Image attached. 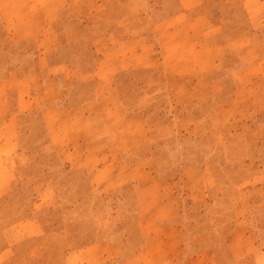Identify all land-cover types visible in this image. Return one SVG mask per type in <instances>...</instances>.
I'll list each match as a JSON object with an SVG mask.
<instances>
[{
    "label": "rangeland",
    "instance_id": "rangeland-1",
    "mask_svg": "<svg viewBox=\"0 0 264 264\" xmlns=\"http://www.w3.org/2000/svg\"><path fill=\"white\" fill-rule=\"evenodd\" d=\"M183 5L113 0L84 17L64 9L50 26L59 45L42 66L23 31L13 42L0 20V109L14 112L0 122V264H187L199 255L264 264V0ZM193 16L211 24L214 50L188 92L177 79L168 84L176 67L165 63L155 30ZM141 34L155 55L149 66L116 69L110 53L104 61L113 73L107 107L116 103H104L91 128L110 144L97 147L109 167L92 178L87 166L64 164L43 146L50 114L95 99L92 82L55 75V98H34L23 110L15 109L16 79L40 81L48 62L88 74L95 39ZM114 52L120 59L125 46Z\"/></svg>",
    "mask_w": 264,
    "mask_h": 264
},
{
    "label": "crops",
    "instance_id": "crops-1",
    "mask_svg": "<svg viewBox=\"0 0 264 264\" xmlns=\"http://www.w3.org/2000/svg\"><path fill=\"white\" fill-rule=\"evenodd\" d=\"M111 1L113 0H0V20L9 26L10 38L13 42L21 40V38H15V34L23 31L19 34H24L22 37L24 40L31 41L36 56L35 64L42 66L43 58L59 45L50 26L51 22L59 17L64 9H70L78 17H84L93 11L104 8ZM181 1L183 6L191 8L201 0ZM177 20L155 30L162 50L167 51L164 55L165 63L176 67L171 73L167 70V82L171 86L172 79H177L180 84L190 88L188 92L195 91L205 67L211 66L213 62L214 31L211 24L203 19V16ZM20 26H23L22 30H20ZM164 38H167V41H164ZM123 45L126 53L119 59L114 51ZM94 46L99 53L91 73L84 74L81 70L69 68L60 62H48L45 66L47 75L43 76L40 81L36 75L17 78L16 81L22 83V86L15 87L17 99V108L15 109L31 110L35 106L34 98H39L42 101L55 98L56 91L53 86L55 75L63 74V80L70 81L71 84L91 81L93 96L95 95L96 98L85 100L80 106L71 107L68 105L64 109L57 110L56 113L52 112L49 117L50 140L43 146L47 151H56L59 160L64 164L87 166L89 175L97 179L102 178L104 170L109 167V161L103 157V150L96 154L97 147L102 148L110 144L99 142L94 134L96 129L92 130L91 128L96 126L98 114L102 113L101 106L105 103V109H115L116 103V100L113 99L111 107L109 108V105L107 107V98L109 97V100L112 98L110 76L113 73L109 71L111 74L108 75V71H106L108 66H105L104 61L110 53L116 69L124 61H127L128 66L132 68H145L154 62L155 55L148 38L143 34L127 39L104 35L95 39ZM105 83L107 86L102 91L101 86H104ZM97 105L99 109H95L94 106ZM13 114L11 107L0 109V122L3 121L7 125L9 122L6 120H10ZM3 145L6 148L5 143L0 141V150L4 148ZM80 152L81 154H79ZM39 186L45 187V184ZM187 264L213 263L199 255L189 259Z\"/></svg>",
    "mask_w": 264,
    "mask_h": 264
}]
</instances>
